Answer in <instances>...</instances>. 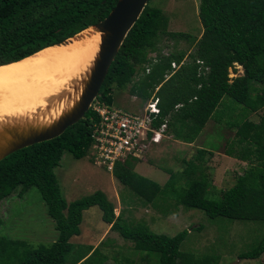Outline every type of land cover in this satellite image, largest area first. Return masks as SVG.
Masks as SVG:
<instances>
[{
  "label": "trees",
  "instance_id": "trees-1",
  "mask_svg": "<svg viewBox=\"0 0 264 264\" xmlns=\"http://www.w3.org/2000/svg\"><path fill=\"white\" fill-rule=\"evenodd\" d=\"M117 1L0 0V65L24 60L73 38L105 19ZM198 19L202 34L197 40L169 32L168 17L148 0L96 99L111 105L115 91L127 90L145 103L155 94L160 113L152 128L157 130L165 124L166 136L185 144L197 143L210 121L218 125L219 134V125L235 129V141L225 144L223 153L247 162L246 169L229 189L212 185L206 156L211 155V148L220 147L211 141L219 136L214 130L210 140L205 139V148L197 145L196 153L181 160L180 171L164 169L169 175L164 185L138 175L134 171L136 161L116 164L113 176L144 206L161 209L172 203L200 211L210 220L264 223V114L257 122L250 118L264 110V0H199ZM163 36L189 40L195 50L158 54L155 51ZM151 52L157 54L155 60L148 57ZM172 62L179 68L171 74ZM233 63L242 66L243 75L230 82ZM95 119L97 115L89 109L61 136L0 161V202L16 192L22 198L35 188L57 232L53 243L35 248L26 241L0 236V264H65L69 255L73 257L71 264H105L108 257L101 250L106 245L103 241L77 249L70 243L81 233L84 212L94 206L109 230L132 244L130 254L113 257V264H218L220 257L215 254L197 256L181 251L187 230L168 236L152 232L143 222L131 223L121 213L116 216V206L100 190L71 202L65 200L54 170L65 152L76 160L87 156L92 144L90 126ZM238 257H264V234Z\"/></svg>",
  "mask_w": 264,
  "mask_h": 264
},
{
  "label": "rangeland",
  "instance_id": "rangeland-1",
  "mask_svg": "<svg viewBox=\"0 0 264 264\" xmlns=\"http://www.w3.org/2000/svg\"><path fill=\"white\" fill-rule=\"evenodd\" d=\"M149 5L160 8L168 17L169 32L186 34L196 40L201 37L202 27L198 19L199 0H149ZM194 46L195 44H191L189 40L175 41L163 36L159 38L155 52L164 56L180 51L189 54L194 52ZM156 53L151 52L148 57L152 58V54ZM201 64L204 66L203 63ZM202 68L201 66L200 69ZM234 68H237L236 64L230 67V76L240 75ZM204 72H208L206 66ZM133 97L135 96H131L127 90L115 91L111 105L132 114L142 113L144 102ZM262 113L264 114V110L251 115L250 118L256 121ZM217 126L214 121H210L203 129L196 145L205 148L206 140L209 141L210 138L209 134H212ZM219 127L220 134H223L225 140L235 137V129L220 125ZM217 130L215 133L219 136L214 135V140L220 143L218 148L220 152L215 153L208 164L212 170H216V173L221 169L232 170L238 164L225 162V158L221 155L225 143L222 142ZM194 153L192 147L184 148L169 137L159 146H153L148 150L143 161L138 164L151 170L150 173L144 172L146 178L164 185L169 178L164 169L180 171L181 160L189 159L187 155L191 156ZM228 165L229 167L225 169ZM138 171V175L143 176L139 168ZM54 174L67 202L100 190L116 206V216L121 213L123 218L131 223L143 222L152 232L168 236L187 230L189 234L181 245V251H188L197 256L215 254L220 257L218 264H264V257L255 260H242L238 257L241 252L250 249L262 239L264 223L261 221L237 222L222 218L210 220L200 211L186 210L182 206L175 207L171 202L169 206L162 205L161 209L141 205V201L112 174L94 166L87 156L76 160L65 152ZM163 210L165 211L161 213ZM80 228V235L72 237L70 243L77 249L84 245L97 246L103 241L106 245H103L101 250L108 257L105 264H113V257H121L132 251L131 242L123 240L118 233L110 231L109 226L102 222L101 212L96 206L84 212ZM0 236L26 241L34 248L40 244L48 246L57 239L54 222L48 217L46 206L35 188L29 189L22 198H19L16 192L0 202ZM136 259L138 260V257ZM72 260V255H69L65 264H71Z\"/></svg>",
  "mask_w": 264,
  "mask_h": 264
},
{
  "label": "water",
  "instance_id": "water-1",
  "mask_svg": "<svg viewBox=\"0 0 264 264\" xmlns=\"http://www.w3.org/2000/svg\"><path fill=\"white\" fill-rule=\"evenodd\" d=\"M147 2L118 0L105 19L86 29L99 34L98 51L91 66L79 80L73 82L70 90L63 91L34 116L0 122V161L19 150L61 136L67 128L84 118L97 98L125 37Z\"/></svg>",
  "mask_w": 264,
  "mask_h": 264
},
{
  "label": "bare ground",
  "instance_id": "bare-ground-1",
  "mask_svg": "<svg viewBox=\"0 0 264 264\" xmlns=\"http://www.w3.org/2000/svg\"><path fill=\"white\" fill-rule=\"evenodd\" d=\"M99 42V34L90 29L78 38L0 66V122L34 116L70 90L91 66Z\"/></svg>",
  "mask_w": 264,
  "mask_h": 264
},
{
  "label": "built area",
  "instance_id": "built-area-1",
  "mask_svg": "<svg viewBox=\"0 0 264 264\" xmlns=\"http://www.w3.org/2000/svg\"><path fill=\"white\" fill-rule=\"evenodd\" d=\"M152 55L155 60L157 54ZM171 67L172 74L179 65L172 62ZM148 71L149 68H146V73ZM90 109L97 115L98 120H93L90 126L92 144L87 156L93 165L109 173L113 172L116 164L143 158L153 145L160 144L163 137H166L165 124L157 130L152 128L160 113L155 94L146 101L142 113L132 114L97 99Z\"/></svg>",
  "mask_w": 264,
  "mask_h": 264
},
{
  "label": "crops",
  "instance_id": "crops-1",
  "mask_svg": "<svg viewBox=\"0 0 264 264\" xmlns=\"http://www.w3.org/2000/svg\"><path fill=\"white\" fill-rule=\"evenodd\" d=\"M210 136H212V134H210ZM209 140H210V138H209ZM211 141H215V140L212 139ZM233 141H235L234 137L232 139L228 138L227 140L222 138V142L225 143V144L232 143ZM175 142L178 143V145L183 146L184 148L192 147L193 149L195 148V150L197 148L196 143L185 144V143H182V142H179V141H175ZM210 148H208V150H210ZM219 152L220 151L218 149L214 150V149L211 148V155H207L208 159H206V164H207V167H209L208 173H210V180H211V183H212L213 186H215L218 189H229V188H231L234 185V183L236 181V178L238 176H240L242 174V172L246 169L247 162H244L242 160L227 156L221 151V155L225 158V162L226 163L231 162V163H234V164H236V163H238V164H236L237 166L235 168H233L232 170H224V169L222 170L221 169V170H219L216 173V170L215 171L212 170L211 167L208 164L212 160V158L214 157V154L215 153H219ZM195 153H196V151H195ZM137 164H134L135 165L134 166V171L137 174H139V171H138V168H139L141 170L142 174H143V177H146V174L144 172L150 173L151 170L150 171L147 170L145 168L146 166H144V165H141V164L137 165ZM228 167H229V165L225 166V169H227Z\"/></svg>",
  "mask_w": 264,
  "mask_h": 264
},
{
  "label": "clouds",
  "instance_id": "clouds-1",
  "mask_svg": "<svg viewBox=\"0 0 264 264\" xmlns=\"http://www.w3.org/2000/svg\"><path fill=\"white\" fill-rule=\"evenodd\" d=\"M52 47V46H51ZM167 56V55H166ZM200 64V63H199ZM234 64H236V66H237V68L235 69V70H238V72L237 73H239L240 75H236V76H230V74H231V72H230V67H229V75H228V77H229V80H230V82L233 80V79H236V78H238V77H240V76H242L243 75V72H242V66L241 65H239V64H237V63H233V65ZM232 65V66H233ZM177 70V69H176ZM146 72V71H145ZM146 103V102H145ZM145 103H143V105L145 106ZM166 138H168V137H163V139H162V141H161V143L160 144H162V142L164 141V139H166ZM160 144H155V145H153V146H159ZM152 146V147H153ZM88 154V153H87ZM143 158H144V156H143ZM143 158H141V159H133V160H130V161H136L134 164H137V163H140V161H143ZM87 159L89 160V158H88V156H87ZM90 161V160H89ZM128 161V160H127ZM91 162V161H90ZM92 163V162H91ZM124 164V163H123ZM95 166V165H94ZM98 168V167H97ZM115 168V167H114ZM101 169V168H100ZM105 171V170H104ZM114 171V170H113ZM107 172V171H106ZM107 173H109V172H107ZM109 174H112L113 175V172L112 173H109ZM114 177V176H113ZM115 178V177H114ZM116 179V178H115ZM117 180V179H116Z\"/></svg>",
  "mask_w": 264,
  "mask_h": 264
}]
</instances>
